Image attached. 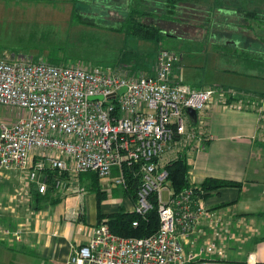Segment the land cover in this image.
<instances>
[{"label": "built area", "instance_id": "2783aa9c", "mask_svg": "<svg viewBox=\"0 0 264 264\" xmlns=\"http://www.w3.org/2000/svg\"><path fill=\"white\" fill-rule=\"evenodd\" d=\"M178 58L160 47L152 75L120 66L103 70L84 63L0 59V105L20 113L12 120L0 118V174L17 172L39 193L50 189L66 196L84 192L83 173H95L119 188L127 187L131 175L139 181L131 211L145 218L155 207L158 214L156 232L143 237L120 236L98 224L87 242L72 248L67 264H256L251 257L225 260L219 215L206 210L204 192L192 185L173 194L165 168L182 156L190 165L204 148L208 107L254 102H227L235 91L172 81ZM186 108L195 111L194 118ZM203 218L211 228L203 250L214 258L197 260L182 245ZM21 232L20 227L3 229L14 239Z\"/></svg>", "mask_w": 264, "mask_h": 264}, {"label": "rangeland", "instance_id": "374dc122", "mask_svg": "<svg viewBox=\"0 0 264 264\" xmlns=\"http://www.w3.org/2000/svg\"><path fill=\"white\" fill-rule=\"evenodd\" d=\"M95 1L99 2L80 10L85 21L96 24L78 22L70 12L75 2L72 0H0V59L49 63L51 55L60 65L84 63L107 70L134 60L135 51L148 60L154 50L156 55L160 47L165 48L179 56L180 62L173 66L170 75L174 82L201 89L215 86L248 89L237 90L234 97L245 103L254 101L253 106L261 110L258 138L264 141V101L253 92L264 91V0H218L233 1L234 11L231 12L217 8L219 6L207 9L198 4L192 18H187L188 24L156 21L157 25L164 26L167 35H162L159 42L150 43L125 40L123 30L100 25L123 21L126 7L120 6L118 1L121 0ZM212 1L216 0H207L203 4L209 5ZM142 21L147 23L151 19L147 17ZM213 42L233 51L238 55L237 59L246 54L253 56L259 66L263 64V69H255L256 62L253 65L246 60L229 62L226 55L215 50ZM180 70L185 76L178 73ZM2 115L12 120L20 113L16 108L0 105V118ZM104 187L107 195L111 194L112 188H118L110 182H104ZM87 192L92 196V190L86 189ZM166 195L165 191L164 198ZM1 224L8 227L5 221H0ZM1 240L0 237V264H17L21 255Z\"/></svg>", "mask_w": 264, "mask_h": 264}, {"label": "crops", "instance_id": "0c3cea01", "mask_svg": "<svg viewBox=\"0 0 264 264\" xmlns=\"http://www.w3.org/2000/svg\"><path fill=\"white\" fill-rule=\"evenodd\" d=\"M178 73L185 76L183 70ZM253 105L208 107L209 139L193 155L189 180L194 185L206 177L241 183L239 187L209 191L203 198L204 206L220 217V245L226 261L244 262L251 257L256 264H264V141L258 138L261 110ZM112 174H116L115 170ZM91 180V175L81 176L84 192L80 196L49 191L48 196L36 202L31 190L34 185L28 186L14 171L0 174V221L7 222L6 228L10 230L22 228L20 238L14 239L11 234L3 233L5 225L1 224L0 237L21 255L22 259L13 257L17 264H67L72 248L89 240L99 224V215L132 210V196L124 194L119 187L112 188L107 195L104 182L109 181L99 180L102 192L99 199ZM86 189L93 191L92 196ZM210 232V221L203 218L182 246L195 254L197 260L213 259L214 255L203 250Z\"/></svg>", "mask_w": 264, "mask_h": 264}, {"label": "trees", "instance_id": "16d2710c", "mask_svg": "<svg viewBox=\"0 0 264 264\" xmlns=\"http://www.w3.org/2000/svg\"><path fill=\"white\" fill-rule=\"evenodd\" d=\"M74 2L73 8L70 10L73 17L78 21L82 23H93L85 21L83 16L81 15V10L83 7L91 6L93 2H99V1H88V0H72ZM103 1V0H101ZM207 0H121L118 1L121 7H126L125 10V16L122 22L119 23H112V24H100L104 27H108L112 30L116 31H124V38L125 40L132 39V40H140L144 42H159L161 40L162 35H167V32L164 30V28L159 24H156V21H163V22H176V23H185L188 17L192 18V14H194V10L196 5H201L206 7L207 9H211V7L219 6L217 8L224 9L226 8L227 12L234 11V9L231 7L233 6V1H212L209 5H204L203 2ZM237 1V0H236ZM235 3V2H234ZM233 4V5H232ZM106 7V6H105ZM208 13H210V10H206ZM206 12V13H207ZM135 15V16H134ZM149 17L151 21H142L143 18ZM189 22H187L188 24ZM96 24V23H93ZM98 25V24H97ZM215 46L216 51H220L222 54L226 55L229 62L236 60H246L247 63L252 62L255 63V59H253V56H248L247 54L242 56L241 59H237L238 55H235V53L231 50L225 49L224 47L219 46L217 42H213ZM155 51H153V54L150 58H147L148 60L143 59L139 51H135V54L133 55L135 59L128 60L129 63L126 65H116L114 67H123L126 70L130 72H142L145 75H152L153 73V66H154V60L155 59ZM241 56V55H240ZM76 57V56H75ZM232 57V58H231ZM237 57V58H236ZM79 57H77L78 59ZM234 59V60H233ZM87 60V59H86ZM147 61V62H145ZM60 62V61H59ZM49 63L51 64H57L60 63L57 62L55 57L49 56ZM149 63V64H148ZM62 64V65H68ZM178 64V62L176 63ZM176 64L174 66H176ZM260 63L256 62L254 65L255 69L259 67L261 70V66H259ZM264 66V65H263ZM113 68V67H112ZM111 69V68H106ZM263 69V67H262ZM197 88V87H195ZM211 89L215 91H228L232 90L227 87H211ZM237 92V91H235ZM261 97H264V91L257 92ZM237 94V93H236ZM238 97H229L227 102H230L234 99H237ZM242 100L241 98H238ZM208 142V140H207ZM206 142V143H207ZM205 143V144H206ZM166 172L168 173V185L173 194L179 192L180 190L184 189L185 187H188L192 185L197 193L204 192V194L201 195L202 198L208 194L211 190H216L222 187H239L240 182L231 180V179H224V178H216V177H206L199 185H194L190 183L189 180V169L190 165L188 164L187 159L185 157H176L171 160H169L165 166ZM115 173H116V169ZM82 175H91L92 176V189H94L97 193V197L100 199V194L102 192L99 190V178L95 173H83ZM128 184L126 188H120L124 194H129L132 196V198L136 199V191H137V185L139 184L138 178H132V176L128 175ZM36 188L31 189L32 190V197L36 202H39L42 200V198H45L48 196L50 189L45 193H39ZM154 207L150 212L146 214L145 218H141L139 215H137L133 211H123L118 210L110 215H105L104 217L102 215L100 216L99 224L105 223L108 225L109 229L120 236H130V237H143L148 236L150 234H153L156 232L159 224L158 214ZM102 216V217H101ZM137 221V225L134 226L132 222ZM98 225V224H97Z\"/></svg>", "mask_w": 264, "mask_h": 264}, {"label": "water", "instance_id": "95a60500", "mask_svg": "<svg viewBox=\"0 0 264 264\" xmlns=\"http://www.w3.org/2000/svg\"><path fill=\"white\" fill-rule=\"evenodd\" d=\"M124 90V88H121L120 89V92H122ZM99 98V97H98ZM186 111L188 112V114L190 115V116H192L193 118L195 117V111L193 110V109H190V108H186Z\"/></svg>", "mask_w": 264, "mask_h": 264}]
</instances>
